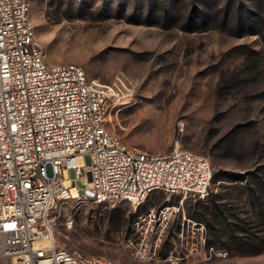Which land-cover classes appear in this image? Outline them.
<instances>
[{"label":"rangeland","instance_id":"374dc122","mask_svg":"<svg viewBox=\"0 0 264 264\" xmlns=\"http://www.w3.org/2000/svg\"><path fill=\"white\" fill-rule=\"evenodd\" d=\"M30 18L50 63L120 84L110 132L155 154L179 140L213 169L203 199L62 202L57 245L118 264H264V0H32Z\"/></svg>","mask_w":264,"mask_h":264},{"label":"built area","instance_id":"2783aa9c","mask_svg":"<svg viewBox=\"0 0 264 264\" xmlns=\"http://www.w3.org/2000/svg\"><path fill=\"white\" fill-rule=\"evenodd\" d=\"M32 0H0V264H118L57 245L65 201L135 207L154 193L205 198L209 160L182 148H132L107 128L119 83L78 64H52L30 18ZM166 209L163 214H167Z\"/></svg>","mask_w":264,"mask_h":264}]
</instances>
